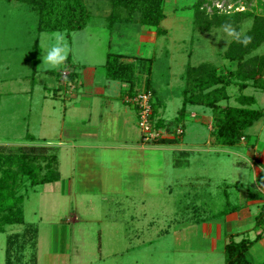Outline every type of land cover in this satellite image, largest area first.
Returning <instances> with one entry per match:
<instances>
[{"label":"rangeland","instance_id":"1","mask_svg":"<svg viewBox=\"0 0 264 264\" xmlns=\"http://www.w3.org/2000/svg\"><path fill=\"white\" fill-rule=\"evenodd\" d=\"M195 1L163 0L161 25L167 34L157 35L154 28L110 25L114 12L126 16L111 0H83L86 25L68 35L38 31L34 9L22 1L0 0V145L12 150L25 144L50 146L60 175L18 189L25 223L3 226L0 264L6 237L23 233L27 223L37 233L9 248V264L224 263L218 236L211 247L214 225L263 184L264 160L247 157L246 144L264 150V116L247 129L245 143L231 146L214 141L208 107L188 104L176 123L187 61H209L222 70L233 66L223 57L233 38L222 26L200 28L193 16ZM203 6L208 13L245 10L247 18L234 27L241 33L250 27L252 14L264 12V0H205ZM57 33L67 44L68 59L51 69L43 58ZM109 51L128 59L159 58L161 68L155 67L152 76L161 105L151 125L158 136H166L165 127L155 129V121H175L172 132H184L178 142L142 140L135 105L118 96L127 86L105 75ZM255 53H264V42ZM161 70L167 73L164 79ZM63 71L76 73L73 84L62 78ZM227 90L230 97L222 103L236 105L237 87ZM242 93L254 97L252 107L264 110V89L249 84ZM107 118L110 124L102 126ZM249 206L257 211L256 204ZM249 253L255 263L261 261Z\"/></svg>","mask_w":264,"mask_h":264},{"label":"trees","instance_id":"2","mask_svg":"<svg viewBox=\"0 0 264 264\" xmlns=\"http://www.w3.org/2000/svg\"><path fill=\"white\" fill-rule=\"evenodd\" d=\"M18 1L26 3L37 12L38 31H66L69 35L71 31L80 30L86 25L87 13L83 0ZM204 1L196 0L193 6L194 20L200 28L204 26L208 29L211 25L222 26L225 22H231L233 27L237 28L248 16L245 10L238 8L228 13L221 10L208 13L203 6ZM111 3L117 10L126 11V16L122 17L114 12L112 18H109L112 21L110 25L124 22L125 25L132 24L139 29L154 28L157 35L167 34V29L161 25L165 19L163 0H111ZM251 16V25L243 33L252 37L251 43L243 46L233 39L223 52L224 59L233 64L232 68L222 70L209 61H201L195 65L187 61L181 75L184 85L179 93L181 107L178 110V116L175 117L176 123H180L178 121L184 118L188 104L208 107L212 110L211 134L214 141L222 145L231 146L239 143L241 137L247 135V129L264 116V110L252 107L255 102L254 97L242 93L249 84L255 88L264 89V53L251 54L264 42V12L254 13ZM159 63L160 60L155 55L132 56L128 59L126 54L109 51L103 64L108 79L127 85L126 95L132 96L138 93L139 91L135 90L136 87H143L145 91L151 93V122L158 106L161 105L158 100L159 91L152 76L155 67L161 68ZM166 74L164 70H161V78L164 79ZM75 76V72H68L64 76L62 73V78L67 79L70 84H73ZM65 81L64 86L70 87ZM232 86L237 87L238 90V94L234 97L237 104H223V101H228L230 95L227 89ZM175 121L158 118L154 123L155 129H157L156 126L165 127L167 130L165 132L169 134L154 137L150 142H178L183 130L180 134L172 132L174 129L171 128L175 125ZM28 138H31V141L34 140L31 135ZM51 151L50 146L43 144H25L17 147L16 150H12L7 145H0V232H4V225L25 223L21 206L23 196L17 193L22 185L28 183L30 186H35L59 179L57 156ZM41 161L44 163L41 164ZM256 196L263 197L260 193ZM263 219L264 206L255 215V227L262 226ZM25 227L26 230L23 233L6 237L4 264L10 263V247L23 240L25 235L33 239L37 233V229L30 224L27 223ZM263 234L264 228L252 240L244 237L236 241L233 233H226L223 264H264V258L255 263L249 253L254 241Z\"/></svg>","mask_w":264,"mask_h":264},{"label":"crops","instance_id":"3","mask_svg":"<svg viewBox=\"0 0 264 264\" xmlns=\"http://www.w3.org/2000/svg\"><path fill=\"white\" fill-rule=\"evenodd\" d=\"M113 81H115V80H113ZM117 82H119V81H117ZM120 83H122V82H120ZM122 84H125V83H122ZM106 89L111 90V88L108 87V88L104 89L105 92H106ZM126 93H127V87L125 88L124 91H121V93H119V95H118L123 103H126V102H124V96L126 95ZM107 96L109 98H113L114 95L108 93ZM186 110H187V106H186ZM110 117H113V120L115 119V117L111 116V114H110ZM101 123H102V126L104 123L110 124L108 118L106 119V122L101 121ZM209 129H210V127H209ZM183 133H182V135H183ZM247 136H248V134L245 137H243V139H240V141L242 143H245V141L247 140ZM246 145H247L246 147L248 148L246 151L247 157L249 154V156H252L257 161L264 160V150L261 149V151H258L256 149V146H255L256 143H252L249 145L246 144ZM240 156H243V155L241 154ZM243 157H245V156H243ZM236 164L243 165L242 162L236 163ZM258 188L259 189L254 192V195L252 198H250V199L247 198L245 205L241 206L238 204H233L234 206L228 212L224 213V216L222 218L221 223L220 224L215 223L214 227H215V233L217 235L215 234V237L211 238V247L212 248L214 247V241L216 240V236H218V238H220V240L222 242L221 247L223 248L224 244L227 241L226 233H233L234 234V240H236V241H238L244 237L252 240L262 230L263 226L255 227L254 224H255V215L260 211L261 207L264 206V199H263L264 198V180H263V184L259 185ZM247 193H248V190H247ZM257 193H260L261 195H263V197L258 198L256 196ZM255 204L257 206V211H256L257 213L256 212L252 213L251 207L249 205H255ZM219 220H221V219H219ZM206 228L207 227H204L205 232H206ZM211 230H212V228H210V231ZM210 231H208V233H210ZM250 234H252V235H250ZM250 250L254 251V255L256 256L257 259L262 260L264 258V234L254 241V243L250 247ZM252 258H255V257H252Z\"/></svg>","mask_w":264,"mask_h":264},{"label":"built area","instance_id":"4","mask_svg":"<svg viewBox=\"0 0 264 264\" xmlns=\"http://www.w3.org/2000/svg\"><path fill=\"white\" fill-rule=\"evenodd\" d=\"M62 73H63V76L67 74L65 73V71H63ZM72 88H73V85H72ZM124 100L127 103H133L137 109L138 126L140 128L142 140L144 142H149L152 138L158 137L159 132H156V130L152 128L151 121H150V114L152 110L151 93L148 91H139L138 93L132 96L125 95ZM181 132H182L181 129L176 128L175 130L176 134H180ZM241 139H243V137H241ZM262 226L264 228V219H263Z\"/></svg>","mask_w":264,"mask_h":264},{"label":"clouds","instance_id":"5","mask_svg":"<svg viewBox=\"0 0 264 264\" xmlns=\"http://www.w3.org/2000/svg\"><path fill=\"white\" fill-rule=\"evenodd\" d=\"M222 28L229 37H232L243 46H247L251 43L252 37L236 31L231 22H225ZM55 40L56 43L47 51V54L43 58L44 63L51 69H57L63 65L67 60L69 52L67 44L63 42V36L61 34L57 33Z\"/></svg>","mask_w":264,"mask_h":264}]
</instances>
